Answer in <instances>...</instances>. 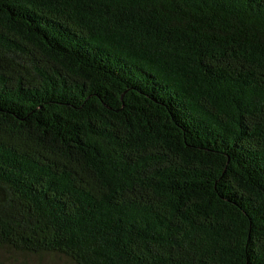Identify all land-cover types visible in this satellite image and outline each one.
Returning a JSON list of instances; mask_svg holds the SVG:
<instances>
[{"label":"trees","instance_id":"trees-1","mask_svg":"<svg viewBox=\"0 0 264 264\" xmlns=\"http://www.w3.org/2000/svg\"><path fill=\"white\" fill-rule=\"evenodd\" d=\"M1 255L264 264V0H0Z\"/></svg>","mask_w":264,"mask_h":264},{"label":"rangeland","instance_id":"rangeland-1","mask_svg":"<svg viewBox=\"0 0 264 264\" xmlns=\"http://www.w3.org/2000/svg\"><path fill=\"white\" fill-rule=\"evenodd\" d=\"M3 253V252H1ZM3 264H54L51 258H47L43 262H39L37 259H18V258H9L6 255H1ZM64 263V262H63Z\"/></svg>","mask_w":264,"mask_h":264}]
</instances>
